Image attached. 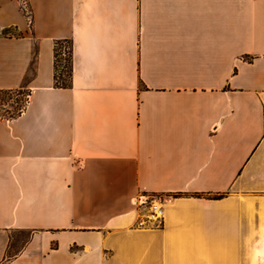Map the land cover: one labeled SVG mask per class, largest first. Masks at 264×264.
<instances>
[{
	"label": "crops",
	"instance_id": "crops-1",
	"mask_svg": "<svg viewBox=\"0 0 264 264\" xmlns=\"http://www.w3.org/2000/svg\"><path fill=\"white\" fill-rule=\"evenodd\" d=\"M9 28L0 264H264V0H0Z\"/></svg>",
	"mask_w": 264,
	"mask_h": 264
},
{
	"label": "trees",
	"instance_id": "trees-1",
	"mask_svg": "<svg viewBox=\"0 0 264 264\" xmlns=\"http://www.w3.org/2000/svg\"><path fill=\"white\" fill-rule=\"evenodd\" d=\"M61 64L63 68H66L70 76L72 45L68 40L59 41L55 47L56 85L67 87L70 82L68 84H59L58 81V67ZM30 94V90L24 88L0 89V119H14L20 116L28 105ZM22 95H24L23 98L21 97Z\"/></svg>",
	"mask_w": 264,
	"mask_h": 264
},
{
	"label": "built area",
	"instance_id": "built-area-1",
	"mask_svg": "<svg viewBox=\"0 0 264 264\" xmlns=\"http://www.w3.org/2000/svg\"><path fill=\"white\" fill-rule=\"evenodd\" d=\"M22 2V10L31 21L32 11ZM133 205L137 208L138 214L134 222L135 229H162L165 224V198L162 195H140L133 198Z\"/></svg>",
	"mask_w": 264,
	"mask_h": 264
},
{
	"label": "rangeland",
	"instance_id": "rangeland-1",
	"mask_svg": "<svg viewBox=\"0 0 264 264\" xmlns=\"http://www.w3.org/2000/svg\"><path fill=\"white\" fill-rule=\"evenodd\" d=\"M25 6L28 8V11H29L30 7L28 5H25ZM0 33L10 34V35H13V34L17 35L18 34L17 30L13 29V28L1 30ZM62 66L63 65L61 64L60 67H58V81H59V84H68L70 82V78H69L70 76L67 73L66 68H63ZM21 97L23 98L24 95H22ZM25 240H26V237L21 238L22 243L25 242Z\"/></svg>",
	"mask_w": 264,
	"mask_h": 264
}]
</instances>
